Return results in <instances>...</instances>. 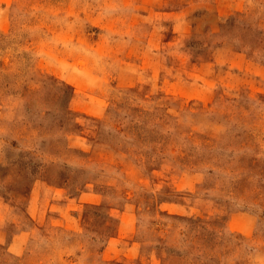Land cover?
Returning a JSON list of instances; mask_svg holds the SVG:
<instances>
[{
	"label": "rangeland",
	"instance_id": "374dc122",
	"mask_svg": "<svg viewBox=\"0 0 264 264\" xmlns=\"http://www.w3.org/2000/svg\"><path fill=\"white\" fill-rule=\"evenodd\" d=\"M0 264H264V0H0Z\"/></svg>",
	"mask_w": 264,
	"mask_h": 264
}]
</instances>
